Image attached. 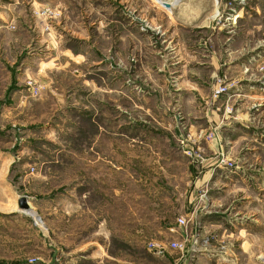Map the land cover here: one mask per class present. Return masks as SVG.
I'll list each match as a JSON object with an SVG mask.
<instances>
[{"label":"rangeland","instance_id":"374dc122","mask_svg":"<svg viewBox=\"0 0 264 264\" xmlns=\"http://www.w3.org/2000/svg\"><path fill=\"white\" fill-rule=\"evenodd\" d=\"M162 7L0 0V264H264V0Z\"/></svg>","mask_w":264,"mask_h":264},{"label":"crops","instance_id":"0c3cea01","mask_svg":"<svg viewBox=\"0 0 264 264\" xmlns=\"http://www.w3.org/2000/svg\"><path fill=\"white\" fill-rule=\"evenodd\" d=\"M166 3H168L170 5V8L169 9H166V8H163V10L165 11H169V12H175L174 14L176 15L175 17H180L182 19H193V20H196L198 17H199V14L201 13V0H165ZM202 1H206V0H202ZM187 3V8H186V3ZM191 5H193L195 8L194 9H191ZM204 7H203V10L202 12L205 10V4H203ZM188 9V10H187ZM188 11V12H187ZM193 12H197V14H194V17H192L190 15V13ZM187 13V14H186ZM181 14V15H179ZM190 21V20H189ZM155 194V192H153L151 190V187L150 188H144L143 190L139 191V193H136L135 196L137 198H149V197H152L153 195ZM119 195H120V191H119ZM166 202L169 201V197L166 196L165 198ZM170 201L171 203L173 204L174 202V198H173V195L171 196L170 198ZM87 214L89 215V213L91 212V209H87L86 210ZM91 214V213H90ZM89 225V222L88 224ZM92 242L91 241H83L81 243L77 242L75 245H74V248H72L70 250V252H68L70 255H71V258H74L76 260H80V259H93L92 255H81V253H84L86 252L87 250H89L91 247H92ZM80 249H83V250H80ZM86 249V251H85ZM62 254V248H60V250H55V255L60 257Z\"/></svg>","mask_w":264,"mask_h":264},{"label":"built area","instance_id":"2783aa9c","mask_svg":"<svg viewBox=\"0 0 264 264\" xmlns=\"http://www.w3.org/2000/svg\"><path fill=\"white\" fill-rule=\"evenodd\" d=\"M176 224L179 226V227H186L187 225V222H186V219L185 218H178L177 221H176ZM172 247H178L177 244H171ZM155 247H157L156 249L157 250H161V248L163 247L161 244H156Z\"/></svg>","mask_w":264,"mask_h":264},{"label":"water","instance_id":"95a60500","mask_svg":"<svg viewBox=\"0 0 264 264\" xmlns=\"http://www.w3.org/2000/svg\"><path fill=\"white\" fill-rule=\"evenodd\" d=\"M165 7H167V5H165ZM17 206L19 209H24V210L29 209L28 203L24 197L18 199Z\"/></svg>","mask_w":264,"mask_h":264}]
</instances>
